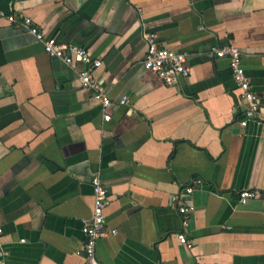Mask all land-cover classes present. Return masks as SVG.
<instances>
[{
	"label": "crops",
	"instance_id": "obj_1",
	"mask_svg": "<svg viewBox=\"0 0 264 264\" xmlns=\"http://www.w3.org/2000/svg\"><path fill=\"white\" fill-rule=\"evenodd\" d=\"M0 9L15 19H0L5 264H85L90 172L117 231L97 242L100 264H264V201L237 202L242 190L264 194V0H0ZM24 16L101 61L93 77L110 108L81 88L84 65L43 52ZM143 32L185 54L189 77L166 86L145 70ZM226 45L240 50L261 102L260 119L244 127L228 61L212 53ZM195 180L202 186L184 194ZM184 200L194 207L185 225Z\"/></svg>",
	"mask_w": 264,
	"mask_h": 264
},
{
	"label": "built area",
	"instance_id": "obj_2",
	"mask_svg": "<svg viewBox=\"0 0 264 264\" xmlns=\"http://www.w3.org/2000/svg\"><path fill=\"white\" fill-rule=\"evenodd\" d=\"M0 19H6L14 22L13 16L0 9ZM20 26L25 29L34 40L42 47L43 52L50 58L58 59L68 66L82 64L84 70L78 75V81L82 89L92 92V99L98 103L103 112L112 106V102L104 91L100 80L93 77V72L101 66V61L92 58L88 51L83 47L66 45L58 42L54 37L46 36L29 17H22L19 21ZM142 39L145 44V54L142 60V66L145 70L153 73L166 86L176 84L181 79H186L190 75V67L187 63L185 54L167 50L157 46L156 36L152 33L143 32ZM212 53L216 58H225L228 61L230 75L240 92V97L245 104V118L239 122L240 126H246L249 121L260 119L261 102L259 97L252 91L249 80L245 74L241 62L240 50L233 45H226L221 48H213ZM127 98L123 97L119 104L126 105ZM105 122L110 120L107 113L103 114ZM202 186L200 180L193 181L184 189V194L190 195L196 187ZM93 208L90 222L82 227L84 244L82 254L85 264H100L95 255L97 242L108 236H114L116 230L107 227L104 216V209L107 205L108 192L102 185L100 177L95 175L92 179ZM181 195L174 197L178 203ZM251 200H263L264 194L257 190H242L237 194V202L245 205ZM177 213L183 218V225L186 224L194 207L185 200L176 208ZM0 228V237L2 235ZM178 242L186 247L185 236L180 233L176 235ZM6 252L0 239V264H5Z\"/></svg>",
	"mask_w": 264,
	"mask_h": 264
},
{
	"label": "water",
	"instance_id": "obj_3",
	"mask_svg": "<svg viewBox=\"0 0 264 264\" xmlns=\"http://www.w3.org/2000/svg\"><path fill=\"white\" fill-rule=\"evenodd\" d=\"M86 176H87L90 180L93 179V176H92V173H91V172H90L89 174H86Z\"/></svg>",
	"mask_w": 264,
	"mask_h": 264
}]
</instances>
